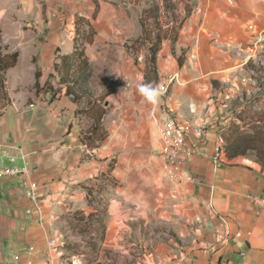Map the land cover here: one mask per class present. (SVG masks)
Here are the masks:
<instances>
[{
    "label": "crops",
    "instance_id": "1",
    "mask_svg": "<svg viewBox=\"0 0 264 264\" xmlns=\"http://www.w3.org/2000/svg\"><path fill=\"white\" fill-rule=\"evenodd\" d=\"M168 2L173 16L158 2L167 15L164 28L185 18L177 38L162 42L157 87L174 79L153 106L137 90L143 72L123 45L108 64L93 54V47L123 39L112 32L110 11L137 7L134 0H26L30 8L55 10L45 21L43 54L52 64L71 51L65 24L79 14L97 26L85 48L94 71H112L121 83L106 95L107 136L94 149L80 142L86 121L66 97L14 99L0 110V168L27 166L38 194L27 197L18 175L0 176V264L59 263L68 248L65 218L76 210L92 215L90 192L105 202L103 224L93 227L105 264H140V253L148 255L144 264H264V210L257 203L264 170L247 156L222 166L213 159L235 121L236 111L221 114V107L260 88L247 81L244 66L264 47V0ZM168 115L204 127L201 139L186 137L188 155L175 178L159 156Z\"/></svg>",
    "mask_w": 264,
    "mask_h": 264
},
{
    "label": "rangeland",
    "instance_id": "2",
    "mask_svg": "<svg viewBox=\"0 0 264 264\" xmlns=\"http://www.w3.org/2000/svg\"><path fill=\"white\" fill-rule=\"evenodd\" d=\"M137 7L131 8H111L110 16L114 25H110L112 32L116 35H121L122 40L108 41L105 47H93V54L101 53L106 64L108 59L112 61L117 58L118 50L124 43L131 44L129 40H134L139 35L138 17L142 15L151 0H134ZM159 2L160 0H154ZM113 2V1H112ZM27 6V7H25ZM55 10H45L30 8L26 0H0V51L19 53V58L16 66L8 69L4 75V83L0 75V110L9 102L14 99L32 101L34 94V81L35 71L41 72L40 84L43 83L46 76L52 71V56H43L45 42L48 37V27L46 26L48 18ZM99 15L100 10H98ZM166 12L160 9L158 17L166 22ZM150 20V19H149ZM150 22V21H148ZM97 28L96 25H94ZM92 27L93 31L96 30ZM99 29L104 30L105 25L100 24ZM103 32V31H102ZM107 32V31H106ZM95 37V35H94ZM63 37H60L62 40ZM64 47V42L60 43ZM87 47V46H86ZM104 50L100 52L101 50ZM133 59V57H132ZM145 60V48L142 47L139 52L137 67L142 70ZM97 64V63H96ZM254 66L256 68L245 69L250 76L247 81L251 82L253 86L260 87L256 89V93H251L247 105L241 108L244 114H252L254 112H264V47L259 51V56L254 59ZM103 65V64H102ZM107 69V68H106ZM91 79L90 84L97 96L107 95L110 91L114 90L121 83V79H116L112 71L97 73L94 71L91 63ZM237 98L228 100L226 106H222L221 114H228L232 116L230 110L237 105H242V93ZM244 100V101H245ZM239 110V109H238ZM232 128V126H231ZM230 132L226 131V133ZM224 134L225 136L228 134ZM246 156L254 159L253 152H246ZM98 193V192H97ZM88 206L93 209L92 215H83L82 213L76 214L73 211V216L69 215L65 218L67 231L63 232V246L67 247L64 252L65 257L71 255L80 256L83 264H105L99 260V249L97 248L98 233H94V226H101L104 221V200L98 198V195L89 193ZM143 257V253L139 254L138 262ZM109 264V263H108Z\"/></svg>",
    "mask_w": 264,
    "mask_h": 264
},
{
    "label": "trees",
    "instance_id": "3",
    "mask_svg": "<svg viewBox=\"0 0 264 264\" xmlns=\"http://www.w3.org/2000/svg\"><path fill=\"white\" fill-rule=\"evenodd\" d=\"M169 0H164L168 7H171L173 16V6ZM160 6L158 2L151 0V3L138 17L140 34L134 40H129L130 45L124 43V49L133 57L134 65L137 66L139 52L145 48V60L143 72L144 83H151L157 86L159 82L158 73V53L161 50L162 42L167 37L174 41L183 20L177 19V24L164 28L162 20L158 17ZM190 8L186 7V15L190 13ZM96 13L92 15L95 18ZM150 19V20H149ZM150 21V22H148ZM68 38L71 40L72 48L67 55L57 56L52 64V71L46 76L44 82L40 84L41 72L35 71V81L33 84L34 95L41 97L63 96L68 98L75 105V114L83 119L85 126L80 131V142L88 149L98 147L106 138L107 132L103 126V119L106 113L104 105L106 96H97L91 87V62L86 55L85 48L94 41V35L90 21L79 14H73L71 20L65 24ZM19 53L0 51V75L2 84L4 75L8 69L16 66ZM181 65V56L178 57ZM254 60L250 59L246 63L247 68H256ZM245 93L242 95V105L232 108L235 113V121L229 126L228 135H222V146L227 159L245 157L246 152L254 153V162L258 163L264 170V112H254L244 114L241 108L247 105L250 100H245ZM245 100V101H244ZM7 104H11L9 101ZM6 104V105H7ZM239 109V110H238ZM232 126V128H231Z\"/></svg>",
    "mask_w": 264,
    "mask_h": 264
},
{
    "label": "built area",
    "instance_id": "4",
    "mask_svg": "<svg viewBox=\"0 0 264 264\" xmlns=\"http://www.w3.org/2000/svg\"><path fill=\"white\" fill-rule=\"evenodd\" d=\"M173 77L162 80L158 87L162 93L167 92L168 85L173 80ZM189 134H194L197 139H201L204 134V127L202 124L189 125L184 124L178 120L174 115H168L164 121L163 127L161 128V137L164 145L159 152V156L164 162L165 168L168 169L171 177L177 176V171L180 167L185 164L186 157L188 155L187 147L185 146V139ZM213 159L217 166H222L225 163H229V159L226 158L222 143L216 146ZM29 168L23 167H4L0 168L1 175H18L21 177V185L24 189V193L27 197L32 200L37 199V191L32 186L31 180L29 179ZM257 203L261 209L264 210V195L257 198ZM51 246H55L56 241L51 238L49 241ZM145 253V252H144ZM147 253L143 254L140 264H144ZM148 256V255H147ZM57 264H83V260L80 256L71 255L64 257Z\"/></svg>",
    "mask_w": 264,
    "mask_h": 264
},
{
    "label": "clouds",
    "instance_id": "5",
    "mask_svg": "<svg viewBox=\"0 0 264 264\" xmlns=\"http://www.w3.org/2000/svg\"><path fill=\"white\" fill-rule=\"evenodd\" d=\"M117 74L120 75L119 73ZM136 87L138 92L144 97L146 103L153 106L158 104L161 90L157 86L151 83L138 82Z\"/></svg>",
    "mask_w": 264,
    "mask_h": 264
},
{
    "label": "water",
    "instance_id": "6",
    "mask_svg": "<svg viewBox=\"0 0 264 264\" xmlns=\"http://www.w3.org/2000/svg\"><path fill=\"white\" fill-rule=\"evenodd\" d=\"M106 104H107V102H106Z\"/></svg>",
    "mask_w": 264,
    "mask_h": 264
}]
</instances>
